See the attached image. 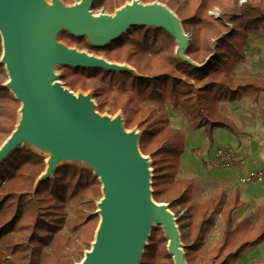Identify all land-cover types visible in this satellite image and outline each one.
Returning a JSON list of instances; mask_svg holds the SVG:
<instances>
[{
	"label": "trees",
	"instance_id": "1",
	"mask_svg": "<svg viewBox=\"0 0 264 264\" xmlns=\"http://www.w3.org/2000/svg\"><path fill=\"white\" fill-rule=\"evenodd\" d=\"M75 1L79 0H61L66 6ZM131 1L93 0L92 8L113 14ZM139 1L166 6L183 31L192 29L185 56L194 65L177 57V42L162 28L131 27L99 48L92 47L85 37L62 32L60 40L68 47L87 50L110 63L127 64L129 69L62 67L60 81L74 93L92 91L99 114L121 111L124 128L140 131L139 150L151 158L153 201L167 203L175 216L180 212L177 207L183 210L176 224L186 263L237 264L245 251L264 243V203L258 206L250 226L246 219L233 221L234 212L243 205L238 188L196 202L192 181L176 180L183 142L177 131L168 128L169 112L162 106L168 102L171 113L181 109L192 127L203 128L208 135L216 128L241 133L218 108L220 103L250 98L257 102V94L264 91L263 86L250 81L232 87L235 80L231 76L249 48V33H264V0L242 4L230 0ZM215 8L218 18L210 14ZM3 67L0 62V147L16 128L21 107L3 85ZM45 169L44 159L25 147L0 163V264H76L84 258V250L91 249L100 220L96 213V201L102 198L98 177L89 169L64 164L37 182ZM74 199L78 207L75 218L69 220L67 206ZM218 216L224 223L221 237L203 254ZM64 228L70 236L62 234ZM162 242H166L162 230L153 227L140 264H159L163 253L173 264L160 249ZM251 264H264V258Z\"/></svg>",
	"mask_w": 264,
	"mask_h": 264
},
{
	"label": "water",
	"instance_id": "2",
	"mask_svg": "<svg viewBox=\"0 0 264 264\" xmlns=\"http://www.w3.org/2000/svg\"><path fill=\"white\" fill-rule=\"evenodd\" d=\"M92 5L93 0L71 6L61 0L51 5L44 0H0V62L8 76L6 88L21 105V119L0 147V163L28 138L54 147L38 182L49 178L68 156L89 161L101 183L96 211L100 220L91 249L78 264H140L155 226L163 230L173 263L187 264L176 219L168 205L152 199L151 168L139 150L137 132H127L120 118L99 116L88 97H76L61 83H53L52 67L128 70L55 42L62 32L85 37L99 48L131 27L153 25L177 42V57L194 65L185 56L190 39L174 13L160 3H126L113 17L93 16Z\"/></svg>",
	"mask_w": 264,
	"mask_h": 264
},
{
	"label": "rangeland",
	"instance_id": "3",
	"mask_svg": "<svg viewBox=\"0 0 264 264\" xmlns=\"http://www.w3.org/2000/svg\"><path fill=\"white\" fill-rule=\"evenodd\" d=\"M230 1L238 2V4H242L243 2H245V0H230ZM44 2L47 5L52 4V0H44ZM76 2L78 1H75L74 3ZM131 2L141 3L139 0H133ZM131 2H127V3H131ZM90 12L93 16H98L100 14H108L107 12L104 11L103 8H98V9L91 8ZM210 14L215 18L219 17V11L216 8L213 9L210 12ZM109 15L113 17L115 13ZM148 27L154 28L155 26L151 25ZM183 32H185V34L189 37L191 41V39L193 38L192 29L190 28ZM60 34L61 33L56 34V36L54 37V41L64 46H67L60 40ZM263 35L264 33L262 30L252 31L249 33V42H250L248 48L249 56L246 57L245 54V57L238 62V63L241 62V64L233 75V77H236V80L235 83L232 84V87H236L237 85H243L244 83H246V81H250L252 83L253 82L256 83L257 86L260 87L263 86L264 88ZM215 42L216 39H213L212 44H215ZM68 48L76 49L75 47H68ZM76 50L87 52V50L84 49L81 50L76 49ZM89 55L96 57V55L94 54L93 55L89 54ZM1 56H2V50L0 52V58ZM99 58L104 59V57H99ZM208 59L209 58H207L206 62L208 61ZM104 60L106 61V59ZM117 64L121 65L119 63ZM122 66H125L129 69V66L127 64H123ZM62 67L63 66L59 64L53 65L52 67V73L54 75V79H52L53 83L62 84V82L60 81V76L62 74ZM1 78L3 79L4 82L3 85L6 86V83L8 81V76L6 75L5 72L4 75L1 76ZM74 94L76 97L79 96L88 97L94 103V110L97 112L96 100L93 98L92 91H88V92L78 91L75 92ZM257 95H258L257 102H253V100H251L250 98L241 101H234L231 103L219 104L218 109H220L219 110L220 114L226 117L231 122V124H233L235 128L241 132L237 135H234L233 133L223 128H216L212 131L211 135H208L203 128L192 127L188 116L181 109H176L173 113H171L172 110L170 109V105L168 102H165V104L162 106V110L169 112L168 128L177 131L181 136L183 142V152L178 160L179 172L177 171L176 180L192 181V196L196 202H201L208 198H213L221 191L228 193L232 188L234 187L238 188V190L240 191V198L242 199L243 205L234 212V215L235 218L238 217L239 220L245 217L244 219L249 221L250 226L255 221L256 210L258 206L264 203V182L254 183V184H242L239 181V178L246 175L249 171L264 170V91L259 92ZM97 114L101 117H105L109 119L110 121L120 118L121 126L124 127L123 125L124 116L121 111H118L114 115H111L110 113L107 112L103 114H99L97 112ZM20 119H21V113L19 111L18 121H20ZM133 131L137 132V138H138L140 135V131L136 127L127 130V132H133ZM21 147L30 149L36 155H39L41 158H43L47 168V161L54 152V147L43 145L32 138L26 139L25 142L22 143ZM226 147H231L234 149V161L232 162L231 167L224 168V167L216 166V162L214 160L215 151L218 148H226ZM144 157H147L148 163L151 168L150 156H144ZM83 161H86L87 164H84ZM60 164L76 165L78 167L89 169L92 171V166L90 165L89 161L84 157L76 158L73 155L68 156L66 159L62 160ZM150 172L152 173V168L150 169ZM39 179L40 177L37 178V182L39 181ZM99 201L100 200L96 201V211L98 210L97 204L99 203ZM163 204L168 205L167 203H163ZM77 207H78L77 199L72 200L68 204L67 217L69 220H73L75 218L74 211ZM176 210L180 211L177 216H175L174 212L169 209V211L173 214L174 218L177 220L182 215L183 210L179 207H177ZM218 220L219 223L215 222L213 227L210 229V231L212 230V232L210 233L211 237L209 239L207 237L206 244L202 250L203 254L208 250L212 249L221 237L222 231L224 229V223L222 219L219 218V216L217 217L216 221ZM234 224H236V220L234 221ZM160 229L162 230L161 227ZM62 234L70 236L71 232L67 228H64L62 230ZM180 242L182 243L181 238H180ZM91 245L92 242L90 243V246ZM166 245H167V239L166 242H162L159 245L160 249L165 251V253L167 252ZM87 251L88 249L84 250V252ZM183 253H184V248H183ZM263 258H264V243H261L245 251L237 264H251L252 262L261 260ZM78 263L79 262H76V264ZM159 264H171L168 257H166L164 253L162 254V260H160Z\"/></svg>",
	"mask_w": 264,
	"mask_h": 264
},
{
	"label": "built area",
	"instance_id": "4",
	"mask_svg": "<svg viewBox=\"0 0 264 264\" xmlns=\"http://www.w3.org/2000/svg\"><path fill=\"white\" fill-rule=\"evenodd\" d=\"M216 166L219 167H231L234 161V149L231 147L218 148L215 151ZM242 184H254L264 182V170L249 171L246 175L239 178Z\"/></svg>",
	"mask_w": 264,
	"mask_h": 264
},
{
	"label": "crops",
	"instance_id": "5",
	"mask_svg": "<svg viewBox=\"0 0 264 264\" xmlns=\"http://www.w3.org/2000/svg\"><path fill=\"white\" fill-rule=\"evenodd\" d=\"M247 56H249V53H248V50H247V52H246V57ZM240 64H241V62L240 63H238L236 66H235V68H234V70L232 71V78L234 79V80H236V77H233V75H234V73L237 71V69L239 68V66H240ZM220 110V109H219ZM178 172H179V169H178ZM242 200V199H241ZM201 202H203V201H201ZM201 202H198V203H201ZM219 218L221 219V217L219 216ZM245 217H243V218H241L240 220H239V218L238 217H236L235 218V215L233 216V221H235L236 220V223H238V222H240L241 220H243ZM217 223H219V220L218 221H216ZM212 232V230L209 232V234H208V239L211 237V235H210V233ZM218 240V239H217ZM216 240V241H217Z\"/></svg>",
	"mask_w": 264,
	"mask_h": 264
},
{
	"label": "bare ground",
	"instance_id": "6",
	"mask_svg": "<svg viewBox=\"0 0 264 264\" xmlns=\"http://www.w3.org/2000/svg\"><path fill=\"white\" fill-rule=\"evenodd\" d=\"M24 142H25V141H24ZM24 142H22V143H24ZM83 163H84V164H87L86 161H83ZM90 165H91V164H90Z\"/></svg>",
	"mask_w": 264,
	"mask_h": 264
}]
</instances>
